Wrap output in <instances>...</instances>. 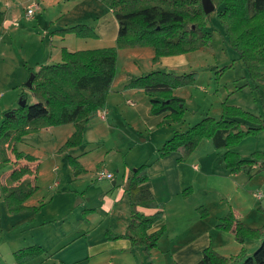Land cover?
I'll return each instance as SVG.
<instances>
[{
    "label": "crops",
    "instance_id": "crops-1",
    "mask_svg": "<svg viewBox=\"0 0 264 264\" xmlns=\"http://www.w3.org/2000/svg\"><path fill=\"white\" fill-rule=\"evenodd\" d=\"M41 1L42 10L47 13L49 3L46 0ZM59 1L51 0L49 7L59 6ZM64 1L72 2L71 6H65L64 4L62 11L50 17L48 21L43 20L41 15L37 14V16L40 15V20L37 19V16L34 19L43 22H37V24L40 26L43 24L44 26L43 32L41 31L43 40L40 41L38 35L36 36L34 33L31 37H29L30 32L21 34L22 50L28 48L29 41L27 37H35L34 42H32L33 45H37L36 43L39 42L43 45L49 32L51 33L49 34V40L51 41L52 38L59 39L60 46L58 48L63 47L68 51L74 49L81 41L97 40L98 44H104V46L116 41L118 22L107 5L101 2L97 9L89 10V6L93 5L96 0ZM8 7H11L10 4ZM37 7L39 10L40 5L38 3ZM16 18H19V16L14 15L12 11L9 12L8 8L5 11H0V52H3L2 50L6 51L7 42L11 45L14 41L11 32L12 26L17 23ZM34 23L32 26H34ZM77 24L87 26L93 32V35L82 37L74 32H60ZM24 28L26 29V27ZM144 47L151 49V63L158 64L162 71L178 73L183 70L181 68L191 64L187 53L161 56L156 62H152L154 48L151 46ZM28 53L29 56L27 57L21 55L15 58V68L18 71L20 80H25L29 74V69L37 70L40 65L51 64L52 60H61L60 50L56 52L54 59H52L54 53L53 55H47L42 51L39 55V49L35 46L30 48ZM3 62L7 61L0 59V66ZM263 66L264 64L260 66L262 80ZM128 77L131 78V75L128 74ZM115 82L116 78L111 83V89L107 94L104 108L99 109L95 114L99 116L105 127L113 128L108 126L109 123H113L115 120L132 119L134 116L130 117V115H137L143 119V127L146 128L147 126L148 132L152 133L150 136L155 135L154 138L157 137V150L175 132H184V130L180 131L181 127L179 130L173 129L172 124L174 122H170L167 112L152 114L149 102L138 104L135 100L125 98L136 88L125 87L120 91L112 90ZM138 89L140 90V88ZM179 89L181 88L173 89V94L182 97L186 105V99L178 93ZM27 96L30 97L29 102L34 101L31 92ZM190 96L192 97V95ZM122 101L132 107L131 110L128 109V113L121 110ZM9 106L11 105L5 107L6 111L12 108ZM259 116L264 118L262 115ZM87 125H90V123ZM53 126L31 125L27 134L55 129L56 126ZM88 127L85 137L88 135ZM60 130L63 132L62 129ZM262 132H264V129L258 131V134L246 136L238 144L239 146L243 143V140L248 138L257 139L254 150L250 148L252 150L248 155L240 153V146H234L230 150L236 152L242 159L249 158L250 154L257 150L264 152L263 140L260 141ZM27 134L20 140H23ZM62 136L59 140V142H62V144L59 143L61 145L64 144L69 135ZM59 137H61L60 132ZM203 141H206L208 145L207 151H196ZM85 143L88 144L91 141L86 139L79 145L67 148L59 154L61 153L63 156L64 153L69 152V156L74 157L71 153L76 151V147L79 148L83 152L76 159L83 170L80 176L83 180L93 177V181H95L96 173L89 174L85 169L84 162L87 161V156L90 154L84 149L86 147ZM226 151V147L215 148L211 139L203 138L185 156H183L182 149H177L162 157H158V151H156V155L146 161L133 159L135 162H126L119 168V172H121L119 178L112 174L111 187L106 183L87 185L82 192L91 194V196L85 202H80L77 205L76 201L69 203V201L55 200L60 197V194H53L49 202L39 203V198L36 196L37 192H34L23 202L24 210L11 213L8 211L2 195H0V264H196L201 259L202 251L206 247H211L224 257L237 255L242 248L245 250V255H250L258 247L262 238L245 239L241 244L236 241L232 231L221 230L216 226L229 209L232 210L238 220L249 227L264 225V213L258 209H264V206L257 205L258 201L261 202L260 200L264 196L263 193L260 191L253 192L252 196L249 195L247 204L245 196L246 190L254 184L253 178L256 179L257 184L264 183V171L261 170L260 173L258 172L253 177H249V181L246 180V176L242 179L237 178V175L243 172L232 173L230 171L224 161ZM30 155L35 160L29 164V167L36 166L35 173L37 177L40 159L33 154ZM6 156L13 161L12 156L8 154ZM215 161H218V164ZM140 162L142 163L139 164ZM23 164V162H19L15 168ZM136 164H139L138 166L146 165L151 193L156 203L161 206L145 207L139 205L137 209L145 215L161 212V217L152 224L148 232L164 227V232L158 239L157 244L148 251L141 245H132L126 237L110 238L112 235L123 234L129 224L130 206L124 187L127 177L134 168L133 166L138 167ZM256 167L257 165H254L253 169ZM53 168L58 169L57 165ZM11 170L12 165L9 163L0 169V191ZM108 172L111 173V171ZM57 185L56 181L50 185L52 191L55 190ZM262 190L264 192L263 188ZM211 191H215L216 195L214 197L207 195ZM258 194L261 195L259 199L256 196ZM262 201L261 203L264 204V199ZM48 205L49 207L44 210V206ZM71 205H74V215L70 214ZM199 208H202V212H206L205 216L200 215ZM30 246H40L43 252L18 262L14 252Z\"/></svg>",
    "mask_w": 264,
    "mask_h": 264
},
{
    "label": "trees",
    "instance_id": "trees-1",
    "mask_svg": "<svg viewBox=\"0 0 264 264\" xmlns=\"http://www.w3.org/2000/svg\"><path fill=\"white\" fill-rule=\"evenodd\" d=\"M112 10L117 22L116 43L124 47L154 48L152 62L167 55L184 54L206 44L211 33L206 30V15L201 0H103ZM218 16L225 25L232 45L240 51L247 74L253 80H261L260 66L264 64V0H212ZM221 9L219 10V8ZM249 17H257V26ZM74 32L78 36H92L93 32L83 24H77L60 31ZM116 49L105 47L81 51L61 50V60L40 65L33 74L31 94L34 101L13 108L0 124V143L6 144L9 156L0 159V169L8 163L12 170L2 193L7 209L11 213L25 209L23 202L37 189L36 166L29 167L35 158L17 149L16 143L27 134L31 125H58L74 123L73 136L68 137L63 148L77 146L82 142V132L88 120L104 108L110 85L114 79ZM187 74H176L162 70L151 71L131 80L128 87L142 89L150 96V112H167L173 122H180L185 114V101L173 94V89L192 81ZM195 81V80H194ZM192 81V82H194ZM191 82V83H192ZM245 120V121H243ZM247 120V121H246ZM264 129V118L254 115L238 106H224L218 119L205 117L184 132H175L157 150L162 157L177 149L183 156L189 154L203 138L211 139L213 146L226 147V166L232 173L244 171L255 173L264 169V152L254 151L249 158L242 159L230 149L248 136ZM73 157H70V159ZM22 166L15 168L16 164ZM254 165H257L255 169ZM130 206V221L121 235L132 245H141L146 251L153 248L164 227L148 232L152 224L161 217V212L145 215L137 207H161L150 190L146 165L133 168L124 187ZM264 213V209L258 208ZM203 217L206 212L198 209ZM233 232L236 241L261 239L250 255L242 248L237 255L224 257L211 247L202 251L196 264H264V225L249 227L238 220L231 209L216 226ZM109 237V236H108ZM43 252L40 246L21 248L14 252L18 262Z\"/></svg>",
    "mask_w": 264,
    "mask_h": 264
},
{
    "label": "rangeland",
    "instance_id": "rangeland-1",
    "mask_svg": "<svg viewBox=\"0 0 264 264\" xmlns=\"http://www.w3.org/2000/svg\"><path fill=\"white\" fill-rule=\"evenodd\" d=\"M46 1L50 6L51 0ZM32 2L38 3L40 9L38 10V7H36L33 15L26 19L25 14L27 5ZM101 2L106 5L103 1L96 0L93 5L91 4L89 6V10L97 9ZM71 3L72 2L60 0L58 2L59 6L56 5L54 8L48 6V11L45 13V10H42L43 6L41 0H0V11H5L8 8L9 12L12 11L14 15L19 16V18H16L17 23H14V26H12L11 37H13L14 41L11 45L7 42L8 47H6V51L2 50L3 52H0V59L7 61L3 62L0 66V124L3 118L8 116V113L12 108L19 107L22 95L27 99V103H31L29 102L30 97L27 96L31 90L30 87L25 85L30 73L25 80H20L18 71L15 68V58L21 55L24 57L29 56L28 50L35 46L39 49V55L42 51L47 55H53L54 53V56H52V59H54L56 52L58 50L61 51L63 48H58L60 46L59 39L52 38L51 41L49 40V34H51L49 32L43 45L40 42L36 43L37 45H33L34 43L32 42H34L35 37H27V40L30 43L28 42L27 49L22 50L21 34L30 32L29 37H31L34 33V35H38L40 41L43 40L42 32L44 26L43 24L42 26L38 25L37 22L40 23L41 21L34 19L37 14H40L43 20L48 21L50 17L55 16L59 11H62L64 4L65 6H69ZM9 4L11 6L10 8L8 7ZM221 7L222 6H220L219 10ZM218 12L219 11L215 9L206 15V30L211 33L207 43L193 51L187 52L188 59L191 62L190 66L181 68L183 70L178 73L175 72L176 74H187L186 78L192 77V81H195L176 87L181 88L178 90V93L186 99V112L183 121L179 123L174 122L172 124L174 130H179L181 127L182 129L180 131H186L190 126L196 124L205 117L218 119L224 106H238L254 115L264 116V73L263 80L261 78L259 81L253 80L247 74L245 65L240 58V51L232 45L226 27L218 16ZM40 15L37 16V19L39 18V20ZM56 18L57 16L55 19ZM249 20L252 24L257 26V17H249ZM33 22H35L34 26H32ZM24 27H26V29ZM105 47H114L116 49V67L114 75L116 82L114 83L112 90L120 91L125 87L136 88L128 87L132 79L147 74L153 70L156 71L162 69L158 64L151 63L152 54L150 52L152 51L150 48L118 46L116 41L106 46H104V44H98L97 40L81 41V43H78L74 49H71V51ZM52 61L50 62L56 63V61L59 60ZM262 70L264 72V66L262 67ZM128 74L131 75V78L128 77ZM190 95H192V97ZM125 98L135 100L138 104L150 102V96L142 89L139 90L138 88L126 95ZM7 105H11L9 107H12L8 111H6L5 108ZM121 108L124 113H128V109L132 107H129L125 101H122ZM130 117H132V119L115 120L113 123H109L108 126L113 128L105 127L103 123H101V119L98 115L92 116L85 124L82 132V142L86 139L91 141V143H85L86 147L84 148L87 153H90L89 156H87V161L84 162L85 169H87L89 174L96 173V170H103L105 172L111 171L113 176L119 178L121 173L119 172V168L123 166L124 163L135 162L133 159L146 161L147 159H150V157L156 155L158 147L157 137L154 138L155 135L153 137L150 136L152 133L148 132L147 126L146 128L143 127V119L141 117L137 115H130ZM170 122L172 123L173 121L170 120ZM88 123H90V125H87ZM54 126L56 127L52 130L29 133L23 140L16 143L18 150L33 154L40 159V168L36 179L38 187L35 191L37 192L36 196L39 198V203L49 202L53 194H60V197H57L55 200L69 201V203L76 201L77 205L80 202H85L91 196V194L82 192L87 185L106 183L111 187L112 184L110 179L97 180L95 178L96 180L93 181V177L88 178L87 180L81 178L80 174L83 172L82 166L76 160L82 155L81 153H83L79 148L76 147V154L75 152H72L73 154L71 153V155L74 156L71 159L69 152L64 153L63 156L61 153L59 154V152L65 151L67 148L75 147L66 146V148H63L62 146L64 144L61 145L62 142H59L63 137L62 135L68 134L69 137L73 136L76 129L75 124L65 123ZM87 126H89V130L88 135L85 137V133L87 134ZM167 128H169V126H167ZM60 129H62L63 132ZM168 131H170V129H168ZM59 132L61 133V137H59ZM261 137L260 141L263 140L262 144L264 145V132L261 133ZM256 142L257 139L254 140L248 138L243 140V143L239 145L240 147L238 146L239 143L235 147L238 146L241 148V154L248 155L252 150L250 148H253L254 150ZM207 148L208 145L206 141H203L202 144L197 147L196 151H207ZM8 152L9 149H7V146L0 143V159L5 157L6 154H9ZM217 162L218 161H215L216 164H218ZM141 163L142 162L139 164ZM139 164H136V166ZM55 165L58 167L57 170L53 168ZM133 167L135 168V166ZM262 171H264V169ZM241 172L243 173L238 174L237 178L242 179L246 176L247 181H249V177H253L258 173L249 174L244 171ZM55 181L58 185L55 190L52 191L50 185ZM253 183L254 184L246 190V204L249 201V195L253 192L260 191L264 195L262 190V188L264 189V183L257 184L256 179L254 178ZM0 195H2L3 201H5L2 190L0 191ZM207 195L209 197H214L216 193L215 191H211L208 192ZM82 196L84 197L82 198ZM263 199L264 196L260 201L263 202ZM254 200L255 198L253 201ZM261 202L258 201L257 205L264 206ZM48 207L49 205L44 206V210ZM70 207V214L74 215V205H71Z\"/></svg>",
    "mask_w": 264,
    "mask_h": 264
},
{
    "label": "built area",
    "instance_id": "built-area-1",
    "mask_svg": "<svg viewBox=\"0 0 264 264\" xmlns=\"http://www.w3.org/2000/svg\"><path fill=\"white\" fill-rule=\"evenodd\" d=\"M36 7H37V3H35V2H32L31 4H29L28 5V7H27V9H26V14H25V16L27 17V18H30L32 15H33V13H34V11H35V9H36ZM112 173H110V172H105V171H103V170H98L97 172H96V176H95V178L97 179V180H102V179H112ZM258 198H260L261 197V195L260 194H258V195H256Z\"/></svg>",
    "mask_w": 264,
    "mask_h": 264
},
{
    "label": "water",
    "instance_id": "water-1",
    "mask_svg": "<svg viewBox=\"0 0 264 264\" xmlns=\"http://www.w3.org/2000/svg\"><path fill=\"white\" fill-rule=\"evenodd\" d=\"M201 5L205 14H209L210 12L215 10V5L213 4L212 0H201ZM32 79H33V74H30L27 81L25 82V85L30 87ZM24 103L25 100H21L19 104L20 106H23Z\"/></svg>",
    "mask_w": 264,
    "mask_h": 264
}]
</instances>
